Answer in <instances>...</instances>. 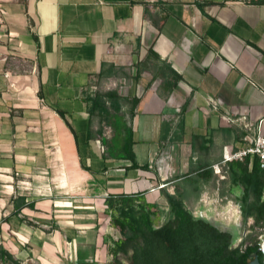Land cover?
<instances>
[{"label": "crops", "instance_id": "obj_1", "mask_svg": "<svg viewBox=\"0 0 264 264\" xmlns=\"http://www.w3.org/2000/svg\"><path fill=\"white\" fill-rule=\"evenodd\" d=\"M22 13L18 48L32 70L0 72V244L22 262L111 264L104 238L118 230L105 196L137 192L153 173L97 151L96 90L128 75L119 92L139 98L130 119L140 165L170 142L168 122L184 127L173 143L190 142L208 166L243 145L238 112L264 131V0H26ZM103 63L112 75L100 77ZM193 136L205 139L192 147ZM16 194L34 207L12 215Z\"/></svg>", "mask_w": 264, "mask_h": 264}, {"label": "trees", "instance_id": "obj_2", "mask_svg": "<svg viewBox=\"0 0 264 264\" xmlns=\"http://www.w3.org/2000/svg\"><path fill=\"white\" fill-rule=\"evenodd\" d=\"M115 69L113 63H103L99 75H112ZM169 70L172 71V78L179 77L170 65ZM158 72L172 86L165 69L158 67ZM90 101L92 112L97 113L100 119L97 134H103L105 125L112 127V136L103 138L107 146L105 158L128 159L132 169H149V163H138L133 147L136 141L130 118L135 114L139 98L125 96L112 88L96 90L91 94ZM183 129L180 120L173 129L171 122H168L163 137L173 142L178 139L179 132L183 135ZM204 139L193 136L192 147ZM227 166L231 184L241 189L236 199L244 222L252 218L253 227L264 230V167L260 165L259 158L248 156L243 160L230 161ZM193 171L207 179L213 170L211 166L199 163ZM163 194L168 203L167 208L149 201L144 190L109 193L105 196V212L109 215L110 224L121 233L117 239L109 234L104 238L112 257L111 264H249L256 252L263 264V253L258 250L260 241L256 236H248L236 244L238 232L234 226L221 229L210 220L194 215L181 195L166 190H163ZM13 205L11 214L16 215L24 207H34V202L16 194ZM162 215L166 219L158 224L156 220ZM0 255L3 264H31L16 258L2 244ZM62 264L95 263L67 261Z\"/></svg>", "mask_w": 264, "mask_h": 264}, {"label": "rangeland", "instance_id": "obj_3", "mask_svg": "<svg viewBox=\"0 0 264 264\" xmlns=\"http://www.w3.org/2000/svg\"><path fill=\"white\" fill-rule=\"evenodd\" d=\"M25 1L0 0V72L8 69L16 73H27L32 70L30 58L25 57L18 48L20 33H16L21 29L22 7ZM12 27L17 30H12ZM128 84L129 79L126 74L122 80H118L115 85L110 87L125 92ZM105 126L106 132L108 129L110 130L108 134L110 133L109 137H111L112 127ZM189 143H186L188 149L184 145L178 146L173 142L159 145L151 166L149 163V169L153 173H149V180H141L140 190L145 191L146 198L167 208L168 203L163 190L179 194L194 215L204 217L220 228L228 229L234 226L238 232L236 244L248 236H256L259 241L263 240L264 230L253 227L252 218L245 222L243 220L240 205L236 199L241 194V189L231 184L227 165H222L219 173L215 172L212 165V174L207 179L199 176L193 170L204 159L200 152L191 149ZM211 157H207L211 159L209 161H215ZM219 159L220 157L216 160ZM5 178L6 176L0 175V225L1 218L6 212L3 199V180ZM13 180L17 181V176H14ZM165 219L166 217L162 215L157 218L156 222L161 224ZM117 230L110 229L109 232H113L119 238L121 233L118 228ZM0 264H3L1 255Z\"/></svg>", "mask_w": 264, "mask_h": 264}, {"label": "built area", "instance_id": "obj_4", "mask_svg": "<svg viewBox=\"0 0 264 264\" xmlns=\"http://www.w3.org/2000/svg\"><path fill=\"white\" fill-rule=\"evenodd\" d=\"M208 103L213 109H218L222 102L220 99L209 97ZM226 113L228 117H230V114L228 112ZM235 115L238 117L237 120L242 123V127L245 132L242 138L243 145L237 149L230 145H225L223 147L222 160L213 164V168L216 173L221 172L222 165H227L228 162L233 160H243L248 156L251 158L257 156L259 158L260 165L264 167V131L262 129L263 120H254L249 117L246 112H238V114ZM109 131L110 130L108 129L106 132L104 129L103 134L98 135L94 140V144L100 154H106L107 152V146L105 145L103 138H108L110 136V133L108 134ZM128 164L130 165L131 162ZM123 169H125V167Z\"/></svg>", "mask_w": 264, "mask_h": 264}, {"label": "water", "instance_id": "obj_5", "mask_svg": "<svg viewBox=\"0 0 264 264\" xmlns=\"http://www.w3.org/2000/svg\"><path fill=\"white\" fill-rule=\"evenodd\" d=\"M221 229H225V228H221ZM258 250L263 253V264H264V241L263 240L260 241V247L258 248ZM249 264H261L259 260V255L257 252L253 254V259L249 262Z\"/></svg>", "mask_w": 264, "mask_h": 264}, {"label": "bare ground", "instance_id": "obj_6", "mask_svg": "<svg viewBox=\"0 0 264 264\" xmlns=\"http://www.w3.org/2000/svg\"><path fill=\"white\" fill-rule=\"evenodd\" d=\"M263 241H264V239H263Z\"/></svg>", "mask_w": 264, "mask_h": 264}]
</instances>
